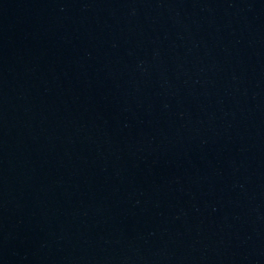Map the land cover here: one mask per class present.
<instances>
[{
	"label": "water",
	"instance_id": "95a60500",
	"mask_svg": "<svg viewBox=\"0 0 264 264\" xmlns=\"http://www.w3.org/2000/svg\"><path fill=\"white\" fill-rule=\"evenodd\" d=\"M0 264H264V0H0Z\"/></svg>",
	"mask_w": 264,
	"mask_h": 264
}]
</instances>
